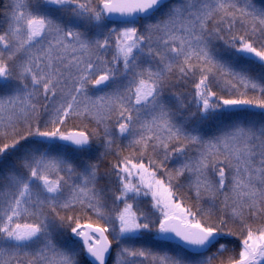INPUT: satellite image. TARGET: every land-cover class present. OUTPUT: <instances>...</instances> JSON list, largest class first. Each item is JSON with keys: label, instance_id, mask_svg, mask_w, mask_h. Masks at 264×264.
Returning a JSON list of instances; mask_svg holds the SVG:
<instances>
[{"label": "snow or ice", "instance_id": "1", "mask_svg": "<svg viewBox=\"0 0 264 264\" xmlns=\"http://www.w3.org/2000/svg\"><path fill=\"white\" fill-rule=\"evenodd\" d=\"M0 264H264V0H0Z\"/></svg>", "mask_w": 264, "mask_h": 264}]
</instances>
